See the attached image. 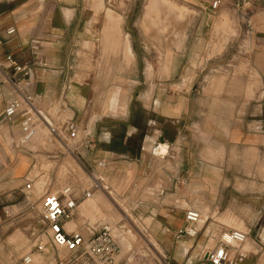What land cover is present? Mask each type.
<instances>
[{"label": "rangeland", "instance_id": "1", "mask_svg": "<svg viewBox=\"0 0 264 264\" xmlns=\"http://www.w3.org/2000/svg\"><path fill=\"white\" fill-rule=\"evenodd\" d=\"M33 1L37 3L38 0ZM92 1L78 0L84 17L82 27L75 37H68V46L65 44L61 49L62 54L70 58L68 79L61 95L71 111L70 117L74 115L81 124V138L92 132L93 126L90 128L88 122L93 113L99 116L96 121L100 122H96V128L99 125L106 131L117 129L123 133L125 115L128 116L129 110L139 105L144 95L149 93L148 102L153 100L154 95L186 102L193 100L195 94L208 92L221 81L223 87H235L236 81L248 73L251 63L249 57L264 46V0H169L173 2H170L172 6L186 8L184 14L187 20L183 22L186 23L184 26L169 17L167 23H171L164 36L159 29L146 26L150 23H145L146 13H152L151 21H160L158 15L164 17L161 11L157 12L158 9L155 12L147 10L149 0H101L100 10L97 7L94 11ZM215 1H220V4L213 8ZM68 2L70 4L74 0ZM50 4L49 7H52L54 2ZM107 11L111 15L113 13V17L123 18L121 33L123 37L126 35L134 55L131 64L124 62L119 45L109 44L105 27ZM149 68H152V73ZM5 86L9 87V84ZM255 87L256 82L251 75L249 89L255 90ZM112 94L126 100L124 111L119 110L113 116L107 108ZM59 98L53 106L57 105ZM135 121L133 114L126 120V125ZM165 122L161 124L160 132ZM173 123L172 136H164L171 141L178 132V123ZM155 124L156 121H152V126ZM47 134L46 130L40 131L31 149L42 152L56 149L46 141ZM20 140L21 136L14 145L15 149H22ZM47 156L46 153L37 155V167L31 177L34 181L33 190L30 193L26 190L22 198V202L26 201L28 205L9 207L14 216L1 220L0 264H26V257L32 259V264H56L55 261L69 259L99 264L85 252H57L51 247L48 227L39 217L41 196L46 188L54 194L70 186L77 195L82 196L95 182L99 183V188L92 189L91 197L82 196L79 200L73 221L78 229L83 226L82 233L87 239L92 238L88 225L94 229L104 224L113 226L121 247L117 264H209L204 256L220 245L223 234L231 230L249 232L233 217L223 226V220L220 219L223 216V205L213 212L207 210V213L203 211V203L180 202L176 207L183 211L194 209L201 213L202 218L195 227V236L177 240L174 232L185 226L184 215L179 219L183 223L180 228L162 226L166 221L157 220L153 216L158 213H165L166 216L168 199L173 191L165 190L166 186L156 181L147 187H130V175H124L130 167L123 157L117 156L109 162L106 157L101 158L106 166L100 167L98 159L92 157L88 163L83 161V164H78L69 154H65L68 158L63 161L48 159ZM109 168L116 170L110 180ZM185 179L183 176L180 178L179 187H184ZM41 180L44 181L42 186ZM196 197L197 200L199 197ZM83 202L96 205L94 214L88 217L82 212L80 205ZM119 233L129 241L126 248L120 243ZM247 242L249 245L245 246L244 243L239 250L244 254L250 251L253 242L250 236ZM39 245L44 246L41 252L37 251ZM236 253V249H231L232 260Z\"/></svg>", "mask_w": 264, "mask_h": 264}, {"label": "crops", "instance_id": "2", "mask_svg": "<svg viewBox=\"0 0 264 264\" xmlns=\"http://www.w3.org/2000/svg\"><path fill=\"white\" fill-rule=\"evenodd\" d=\"M51 2L54 4L49 7ZM83 20L78 0L70 4L68 0H38L37 3L33 0H0V59L12 54L16 61L29 66L33 85L28 90L44 96L47 105H52L64 93L70 58L62 54L61 49L67 45L70 35L75 37L78 34ZM8 29L15 32L8 36ZM249 59L248 73L243 74L233 88L229 85L223 87L221 81L202 95L193 94L194 99L186 102L155 95L148 102L149 94L144 95L139 105L129 110L128 116L125 115L123 133L117 129L106 131L99 125L96 128V122L99 124L100 121H96L99 116L93 113L88 126H93L90 135L96 146L87 150L78 144L71 158L83 164L92 157L98 159V164H104L100 167H105L106 162L101 158L106 157L109 162L117 156L123 157L130 167L124 173L126 177L128 173L130 175V187H147L153 181L164 184L165 190L173 191L168 199L166 216L165 213L153 215L157 220L166 221L162 226H182L179 219L185 211L176 207L180 202L203 203L204 212L223 205V216L220 217L223 226L230 222L231 217L236 218L253 240L250 251L244 254L245 264H264V46L254 51ZM251 75L256 82L255 90L249 89ZM14 95L10 85L0 84V209L28 205V202H22V198L26 185L34 182L31 177L37 167L39 153H46L48 159L58 161L68 158L56 146L51 151L33 149V153L29 151L31 147L14 148L20 137V117L9 124L2 116L6 100ZM125 104L126 100L112 94L107 103L110 115L117 114L119 110L123 112ZM133 114L136 121L127 126L126 120ZM152 121H156L154 126ZM174 121L178 123V132L171 141L163 131L168 122L174 124ZM161 143L168 146L162 153L158 148ZM115 171L109 168V180ZM182 176L186 178L183 180L185 184L179 187ZM66 188L77 200L84 195H77L70 186ZM64 189L54 194L59 195ZM44 194L53 193L46 188ZM197 195L199 198L196 200ZM91 204L83 202L80 205L88 217L96 210V205ZM67 228L70 231L83 230V226L78 229L74 221ZM87 229L90 231L94 227L88 225ZM118 236L124 248L129 246L123 234ZM248 245L246 241L245 246ZM55 263L87 264L81 259Z\"/></svg>", "mask_w": 264, "mask_h": 264}, {"label": "built area", "instance_id": "3", "mask_svg": "<svg viewBox=\"0 0 264 264\" xmlns=\"http://www.w3.org/2000/svg\"><path fill=\"white\" fill-rule=\"evenodd\" d=\"M218 4L220 1H215L213 8H216ZM14 32V29H8L6 35H12ZM6 83L12 87L15 95L6 100L2 116L3 120L9 124L20 117L22 149H29L37 134L45 130L48 133L46 141L56 146L62 155L74 154L75 146L78 144L87 150L95 148L96 143L90 133H86L81 138L79 123L74 115L70 117L69 107L62 96L57 105L48 106L44 96L28 90L33 85L31 69L16 61L12 54L0 59V84L5 85ZM29 151L34 152L33 149ZM102 165L104 164L100 163V166ZM32 185L33 182H30L25 187L29 193L33 190ZM99 186V183L95 182L91 189L84 193L83 198L91 197L92 189L99 188ZM78 207L79 200L71 196L69 188L64 189L59 195L44 194L41 196L39 217L40 221L48 227L51 247L57 252L71 254L85 252L89 257L96 259L99 264H117L121 247L113 226L104 224L99 229L90 230L92 238L89 239L82 232L70 231L67 228L68 224L73 221ZM13 216L14 213L9 207L0 209V220ZM184 219L185 226L174 232L177 240L197 234L195 227L201 221V215L194 209H188L185 211ZM248 236L243 231L231 230L223 234L220 245L208 251L204 258L209 264H245L246 257L243 252L239 251V248L247 241ZM233 248L237 251L234 260L231 259ZM43 249V245L38 246V250ZM24 262L32 264V259L26 257Z\"/></svg>", "mask_w": 264, "mask_h": 264}, {"label": "bare ground", "instance_id": "4", "mask_svg": "<svg viewBox=\"0 0 264 264\" xmlns=\"http://www.w3.org/2000/svg\"><path fill=\"white\" fill-rule=\"evenodd\" d=\"M102 3H101V0H93L92 1V11H94V9H99V7H101ZM166 8V9H164ZM158 9V11H157ZM184 9V10H182ZM100 10V9H99ZM147 10H149L150 12H159L161 11L162 14H164V17L158 15L157 18H159L160 21H151L152 20V16L151 14L152 13H146L144 15V20H145V23L147 21H150L149 24H147L146 26H152L156 29H159V32L162 34V36L165 35V32L168 31V24H170L169 22L167 23V20L169 17H171L173 20H175L176 22H179V23H183L185 20H187L185 18V16L187 17L185 13V10L186 8H180V7H176V6H172L171 3L166 0H149L148 2V6H147ZM97 12V11H96ZM108 13V11H107ZM106 13V14H107ZM110 13V12H109ZM107 15L106 17V33H107V37H108V40L110 41L109 44L111 46H114V45H119L122 52H123V60L125 63L127 64H131L134 60V55L132 54L131 52V49H130V46H129V42H128V39L125 35V37L122 36V33H121V26L123 24V18L121 16H114V14L112 13ZM170 19V18H169ZM171 19V20H172ZM175 21H174V24H175ZM173 24V23H172ZM184 24V23H183ZM186 24V23H185ZM184 24V26H185ZM171 26V25H169ZM178 28H180L178 25H177ZM183 27V26H182ZM168 30H167V29ZM170 28V27H169ZM184 28V27H183ZM174 29V28H173ZM171 30V29H170ZM174 32V31H173ZM172 34V31H170V35ZM160 36V38L162 37ZM170 38V37H169ZM150 72L152 73V68H149ZM150 94V93H149ZM114 95V94H113ZM113 97V96H112ZM116 97V96H115ZM114 98V97H113ZM121 102V101H120ZM117 111V110H116ZM119 112V111H118ZM173 125L172 123L168 122L166 124V126L164 127V131L163 133L166 135V136H170L173 132ZM172 136V135H171ZM168 147L167 144H164V143H161L159 145V149H160V153H162V151ZM157 149V148H156ZM40 187H38L39 189ZM16 236V234H15ZM13 236V237H15ZM16 238V237H15ZM14 238V239H15ZM23 238V237H22ZM13 239V240H14ZM10 240H12L10 238ZM18 240V239H17ZM11 242V241H10ZM14 243V242H13Z\"/></svg>", "mask_w": 264, "mask_h": 264}]
</instances>
